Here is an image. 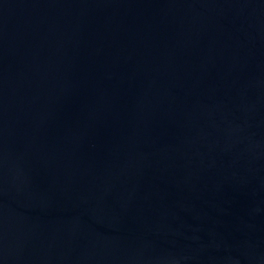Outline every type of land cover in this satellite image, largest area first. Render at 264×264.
Returning <instances> with one entry per match:
<instances>
[{
    "label": "water",
    "instance_id": "1",
    "mask_svg": "<svg viewBox=\"0 0 264 264\" xmlns=\"http://www.w3.org/2000/svg\"><path fill=\"white\" fill-rule=\"evenodd\" d=\"M0 264H264V0H0Z\"/></svg>",
    "mask_w": 264,
    "mask_h": 264
}]
</instances>
